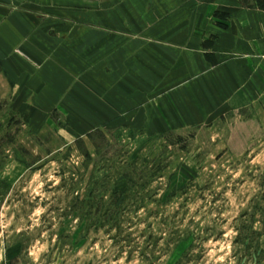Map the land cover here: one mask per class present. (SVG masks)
<instances>
[{
  "label": "rangeland",
  "instance_id": "1",
  "mask_svg": "<svg viewBox=\"0 0 264 264\" xmlns=\"http://www.w3.org/2000/svg\"><path fill=\"white\" fill-rule=\"evenodd\" d=\"M110 12L32 14L0 48V264H264V103L189 120L222 97ZM126 172L139 198L112 228L90 205Z\"/></svg>",
  "mask_w": 264,
  "mask_h": 264
},
{
  "label": "crops",
  "instance_id": "2",
  "mask_svg": "<svg viewBox=\"0 0 264 264\" xmlns=\"http://www.w3.org/2000/svg\"><path fill=\"white\" fill-rule=\"evenodd\" d=\"M119 7L126 21L138 15L139 27L131 28L141 30L145 52H154V60L144 56V61L166 65L171 57V72L177 68L173 63L186 62L184 74L173 78L190 85L207 78L205 92L209 88L211 95L222 97L218 107L197 103L189 120H210L239 105L264 103V0H0L1 11L16 8L5 20L0 13V48L19 43L20 22L32 14L65 18L88 13L94 18Z\"/></svg>",
  "mask_w": 264,
  "mask_h": 264
},
{
  "label": "trees",
  "instance_id": "3",
  "mask_svg": "<svg viewBox=\"0 0 264 264\" xmlns=\"http://www.w3.org/2000/svg\"><path fill=\"white\" fill-rule=\"evenodd\" d=\"M141 177V173H130V172H126V173H118L115 177V185L119 184V180L121 178H124L128 184V186H126L124 189H118L116 187L111 188L110 190V197H111V201L109 204L106 203H102V201L100 200L99 205L96 206L95 202L91 203V207L97 211V212H102V214L104 215H110L111 219H108V221H112V228L121 227V223L123 220V217L126 215V213L128 212V209H130L133 206V200H136L139 198L137 195L138 193H140L139 191H137L135 189V187L137 186V181L139 180L138 178ZM94 193L90 191L89 196H91ZM77 200L79 198H76ZM130 200L127 202V200ZM81 201L79 199L78 203L75 204L73 206V208H77L80 205ZM90 204V202H88ZM136 203V202H135ZM142 203V202H141ZM80 207V206H79ZM78 207V208H79ZM140 205L137 207L139 208ZM262 213L264 215V209H262ZM254 222L251 220L250 224L245 226L242 225V229H245L247 234L246 237H242V234L240 233V236L238 237L239 240L244 241L246 243V241L254 234V232L256 233L255 229H254ZM251 233V235H250ZM244 238V239H243ZM243 243V242H242ZM244 244V243H243ZM249 249H250V245H249Z\"/></svg>",
  "mask_w": 264,
  "mask_h": 264
}]
</instances>
